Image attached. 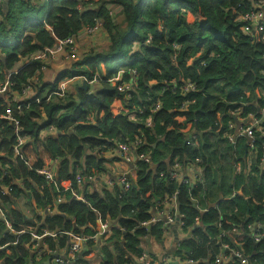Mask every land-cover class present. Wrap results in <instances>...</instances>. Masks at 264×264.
Wrapping results in <instances>:
<instances>
[{
  "label": "trees",
  "instance_id": "16d2710c",
  "mask_svg": "<svg viewBox=\"0 0 264 264\" xmlns=\"http://www.w3.org/2000/svg\"><path fill=\"white\" fill-rule=\"evenodd\" d=\"M253 1L100 0L93 5L88 0H8L6 6L0 7V80L3 81L28 54L52 47L58 39L77 34L96 19L104 21L109 38V46L101 47L103 50L90 48L82 58L64 68L54 82L44 83L41 74L37 89L38 96L44 99L42 103L18 112L20 102H11V111L22 127L21 134L31 137L24 150L34 161L33 167L57 161V181L63 188L64 182L75 184L79 169L85 177L103 173L104 154L115 151L119 143L140 141L138 153L149 156L148 160L137 163L133 180L136 186L123 190L115 185L113 191L105 188L102 194L86 193L88 203L70 198L67 193L66 201L56 203L59 193L44 176L22 160L13 165L8 159H0L2 167L9 165L6 176L0 169L3 184L10 183L12 178L25 179L24 187L14 186L12 197H4L16 227L20 230L28 224L14 203L21 196L32 199L35 208L55 210L40 217L42 229L89 234V227H97L99 214L126 230L114 227V239L110 242L115 253L104 246L102 264H125L129 254L142 255L138 248L140 236L164 237L161 224L150 229L139 225L152 217L151 205L156 198L163 200L179 191L185 228L192 235L181 243L176 255L192 259L195 264H210L220 251L215 239L220 232L216 226L220 220L224 227L252 219L264 221V177L263 180L238 179V195L220 204L219 210L202 212L191 200L192 194L206 196L215 187L211 166L213 145L217 137L226 138L233 132L229 128L233 121L231 112L241 108L243 117L251 113L261 116L264 107V40L258 35L254 38L244 34V24L238 19L254 9ZM110 5L120 8L121 22L111 15ZM174 44L181 49H176ZM40 67L41 62L35 61L12 74L11 93L20 94ZM122 68L138 71L136 91L119 93L112 83L101 82L92 93L79 88L64 98L45 100L64 77L98 72L107 79ZM130 77L131 73L124 75L126 81ZM173 80L177 84H172ZM183 80L195 84L197 90L183 96ZM158 99L162 108L151 113L149 107ZM189 99H195L196 103L187 110L181 109V104ZM7 105L0 107V111L5 112ZM140 108H145L143 114ZM148 121L153 126H147ZM50 126L57 129V134L40 138V131ZM191 133L198 134L199 148L187 144ZM15 141L14 125L1 120L0 154L12 155ZM196 157H202L206 166L204 185L190 189L161 176L176 159L187 163ZM226 188L223 185L224 192ZM204 200L205 197H199L198 206L202 207ZM197 218L201 223L196 225ZM3 228L0 223L2 242L14 241L15 236L4 235ZM54 239L46 240L52 249L70 242L65 234L57 236L58 242ZM30 240L29 234H23L20 243L12 247L6 264H24L27 248L32 246ZM243 245L252 264H264V242L257 245L248 237ZM0 257H3L1 253ZM81 261L77 259L74 264Z\"/></svg>",
  "mask_w": 264,
  "mask_h": 264
},
{
  "label": "built area",
  "instance_id": "2783aa9c",
  "mask_svg": "<svg viewBox=\"0 0 264 264\" xmlns=\"http://www.w3.org/2000/svg\"><path fill=\"white\" fill-rule=\"evenodd\" d=\"M5 5V0H0V7ZM254 9L251 11L242 14L239 16V21H241L244 26L242 27V31L244 34L249 35L251 37L261 36L262 40H264V0L253 1ZM113 11V10H112ZM110 12L113 15V12ZM101 37H106L107 41L108 35L104 28V21L101 19H96L95 23L84 26L77 34L70 35L64 39H58V41L52 47H46L42 50L36 51L34 53L28 54L26 57L22 58V62L19 63L16 70L11 71L7 77V80L4 84L0 85V98H3V101L0 100V107L6 106V111H0V122L1 120L10 121L15 128V137L16 141L12 145V155H8L6 153L0 154V159H8L11 164L15 165L17 160H22L30 167L31 170L36 173L44 176L51 184H53L59 195L56 199V203H60L62 201H66V193L70 195V198L81 200L83 202L88 203L86 198V193H92L95 191L102 192L107 187L101 189H90L84 190L85 185L88 183H95V181L100 180L98 175L92 177H85L82 175L80 169L77 171V176L75 180V184L71 181L64 182V187L60 188L58 185V163L57 161H49L45 162V165L39 168L33 167V162L24 148L31 141V137L28 135L21 134V124L18 118L14 116L11 111V102H20L17 106L18 112H21L23 109H30L33 104H40L44 101L42 97L38 96V86L41 84L40 75H44L48 67V63L52 61L59 62L61 64L71 65L73 62L77 61L81 56V53L84 54L90 49L89 42H98ZM86 41L88 45L85 44ZM148 43L151 42V39L147 40ZM94 45V43H92ZM175 48L180 50L181 46L174 44ZM94 47V46H93ZM84 56V55H83ZM82 56V57H83ZM176 56H174L175 59ZM81 58V57H80ZM79 58V59H80ZM40 61L41 67L36 70L37 72L28 80V83L23 87L22 92L20 94H12L11 90V80L10 77L12 74L17 73L19 70L24 68L26 65ZM69 65V66H70ZM68 66H65V68ZM126 73H131V77L128 81L125 80L124 75ZM138 78L139 74L136 69H119L115 75L104 79L98 72L90 74H80V75H71L62 78L57 88L52 91L47 97L46 101H51L58 98H64L69 93H71L72 85H82L86 83L88 85V92L92 93L96 87L101 82L112 83L115 85L117 91L119 93H132L136 91L138 86ZM177 80H173L172 84H177ZM38 85V86H37ZM196 85L188 80L181 81V91L182 95L185 96L190 92L196 91ZM130 95V94H128ZM131 95L128 97L130 98ZM264 100V95H263ZM22 102V103H21ZM196 103V100H186L181 104V109L187 110L189 107ZM242 107L245 104H241ZM162 108V102L160 99L154 101L150 107L149 111L151 113H156ZM140 114H143L144 109L140 108ZM233 117V121L229 123V128L233 130L232 133L227 134V138L236 143L239 139H246L248 148L251 151V161L255 163L258 169L264 172V145L260 150L258 149V139L264 137V107L261 110V116H257L256 114H249L243 117V109L239 108L235 111L231 112ZM242 121L241 124H238L237 121ZM147 126L151 127L153 124L151 121L146 123ZM57 134V129L54 126L47 127L40 131V138H45L48 135ZM258 143V144H257ZM187 144L192 145L196 148L200 147V143L198 141V134L191 133L187 139ZM141 145L140 141H135L134 143H119L116 145V150L113 152L105 153L104 155H110L114 157V161L119 163L120 165L116 166V175H109L105 180V185L114 188L115 185L120 186L123 190H129L133 186L134 182V174L137 163L141 160H148L149 156L145 153H138L137 147ZM28 156V157H27ZM202 157H196L194 160H191L187 163H182L179 160H175L173 165L170 167L168 172H162L161 176H167L173 181L182 183L183 185L188 186L190 189L195 188L199 185L205 184V173L206 166L202 164ZM12 167V166H11ZM9 165L4 167L1 166L0 160V169L3 170L4 175H7V169ZM237 172H240V168L238 167ZM12 181L8 184L4 183V177L0 176V223L4 225L3 233L13 234L15 236L14 241H6L2 242L3 237H0V253L11 251L12 247L17 246L20 243V237L23 234L30 235V243L32 248L34 249V256L38 255L42 257L40 261L43 260L44 257L49 256L53 258V264H74V262L78 259L79 253L82 251L84 246L91 251L92 253L98 254V263L102 264L104 261V255L101 249L104 246H107L113 253H115V247L113 246V242H110L111 239H114V227L119 229L120 231H126L121 225L116 224L115 222L108 219H102L98 214L97 220V229L92 234H84V233H74L71 231H52L47 229H42L41 222L39 221L42 217L43 212L46 211L54 213L55 210L47 208L46 210L35 208L33 205V201L28 202L34 207L35 213L32 216L26 214L19 202L22 203L25 200L24 196H21L16 199V204L19 209L22 210L26 219L28 220V224L23 225L19 230L14 224V219L12 218L8 205L5 202V198L12 197L14 186L24 187L25 179L24 178H12ZM179 191L174 192L171 196H166L163 200L156 198L154 200V205H151L152 217L149 220L143 221L139 226L141 227H152L158 224L163 225L164 234L168 231L172 226H175L179 232L185 233L184 237L187 235L188 230L185 228V215L180 210ZM191 195V200L200 210L202 211V207L198 206L199 197ZM156 204V205H155ZM96 211V210H95ZM97 212V211H96ZM98 213V212H97ZM38 217V218H37ZM30 220H34L30 222ZM200 219L197 218L195 223L198 224ZM248 222V223H247ZM246 223L232 224L231 227H224L223 222L220 221L218 227L220 228L219 234L215 237L218 241L221 237H223V242L219 244L220 251L217 255L212 259L207 260L211 264H233L235 262H240L241 264H252L250 255H247L244 249L243 242L246 238H251L253 241L259 245L264 242V221L258 219H252V221H247ZM191 231H189L190 234ZM68 235L70 238L69 245L65 248L66 252L61 254L57 248H50L46 243V240L50 237L57 238L58 235ZM188 234V235H189ZM180 237V236H179ZM181 238H183L181 236ZM91 241V242H90ZM92 245H90V243ZM46 243V244H45ZM90 245V246H89ZM37 248V249H36ZM32 249V250H33ZM7 253V252H6ZM10 254V253H9ZM7 254V256H9ZM10 254V255H11ZM140 261L144 264H150V260L146 254L141 255ZM128 257V256H127ZM168 264H195L196 262L192 259H187L180 257L178 255H172L167 258ZM0 264H6L5 261L0 260Z\"/></svg>",
  "mask_w": 264,
  "mask_h": 264
},
{
  "label": "crops",
  "instance_id": "0c3cea01",
  "mask_svg": "<svg viewBox=\"0 0 264 264\" xmlns=\"http://www.w3.org/2000/svg\"><path fill=\"white\" fill-rule=\"evenodd\" d=\"M8 2V0H5V5ZM119 8V7H118ZM119 15V16H117ZM118 22H121L123 20V15L120 14V9H118V12H116V17H114ZM48 67L46 71L44 72V83H52L56 79L57 75L62 71L63 64L52 61L47 64ZM7 80V78H6ZM6 80H0V85L4 84ZM83 85V84H82ZM81 85H72L71 91L75 92L77 89L80 88ZM87 91V90H86ZM242 122V121H241ZM241 122L238 120L237 123L241 124ZM262 141H258V149H262L264 145V137H261ZM214 146V154L212 156V152H210V155L213 157V161H211V166L213 170V176H214V189H209V194L204 196L203 194H199L198 196L201 199H204V204L202 207V212H207L210 209L217 208L219 210L220 204H222L225 201H228L229 199L234 198L236 195H238L239 191L236 189V183L238 182V179L240 178H255L258 180H263L264 172L260 171L258 167L255 165V163H252L251 161V151L247 147V141L246 139H239L236 143L231 142L227 137L221 138L217 137L215 140ZM106 162L104 163V169L105 171L101 174H97L100 178V180L95 181V183H88L85 185L84 190L87 188L88 190L90 187L93 189H101L105 186L106 189L113 191L114 188L109 187L108 185H105V180L109 175L115 176L116 175V166L120 165L119 163H116L114 161V157H111L110 155H106ZM238 167L240 168V172H237ZM156 169V168H154ZM228 179V181H227ZM223 185H225L227 188L225 189V192L223 191ZM232 187V188H231ZM86 189V190H87ZM28 200H31L27 196H24ZM14 203L16 204V200H14ZM154 203V201H153ZM20 204V202H19ZM154 205V204H153ZM156 205V204H155ZM207 207V208H206ZM51 213V212H50ZM49 214V213H48ZM52 214V213H51ZM46 212L42 214V218L46 216ZM40 218V217H39ZM40 221V220H39ZM221 221V220H220ZM42 223V222H41ZM201 221L198 223L200 224ZM219 222L216 224L218 227ZM197 225V224H196ZM153 227V226H152ZM151 227V228H152ZM88 228L87 226L83 229ZM91 228L90 233L92 234L96 228ZM84 231V230H83ZM185 233L179 232L175 226H172L168 231L165 232L164 237L161 238L154 237L150 234L146 236H140L139 237V249L143 254H146L148 256V259L150 260V264H168L167 258L169 256L177 254L178 249L181 247V243L188 241V239H191V232L190 236L187 235L184 237ZM180 236V237H179ZM181 236L183 238H181ZM223 237H221L218 241V245L223 242ZM58 242V239L55 238ZM123 243L124 241L121 240ZM46 244V243H45ZM60 247L56 246L57 250L60 251L61 254H64L66 251L65 248L67 246ZM92 245V244H90ZM89 245V246H90ZM32 246L28 247V256L24 258V264H42L44 262H47L49 264H53V258L49 257L52 255H49L48 257H44L42 261V257H39L38 255L34 256L36 252H34V249L32 250ZM37 249V248H36ZM89 251L85 246L82 249V251L78 255V259L82 260L79 264H96L98 263V254L92 253ZM7 252V253H6ZM2 252L1 254L3 257H0V260H3L6 262V258L8 257L7 254H11V251ZM9 254V256H11ZM129 261L125 264H144L140 261L141 255L136 254H129L128 255ZM159 257L162 258V260L159 259ZM186 258V257H183ZM211 264V263H210Z\"/></svg>",
  "mask_w": 264,
  "mask_h": 264
},
{
  "label": "rangeland",
  "instance_id": "374dc122",
  "mask_svg": "<svg viewBox=\"0 0 264 264\" xmlns=\"http://www.w3.org/2000/svg\"><path fill=\"white\" fill-rule=\"evenodd\" d=\"M88 1H91V2H93L92 4L93 5H96L100 0H88ZM110 8L113 10L112 12H113V17H116V12H118V9H120V8H116V7H114V6H112V5H110ZM117 16H119V15H117ZM109 39V38H108ZM88 42L89 41H86L85 42V44L86 45H88ZM92 43H94V45H92ZM89 45H91L90 46V48H92L93 46L94 47H98V49H100V50H103L101 47H107V46H109V40L107 41V39H106V37L104 38V37H101L100 38V41H98V42H89ZM84 55V52L83 53H81V58H82V56ZM79 57V58H80ZM78 58V59H79ZM67 64V63H66ZM66 64H63V67L65 68V66H69V65H66ZM64 68H62V70L64 69ZM122 69H124V68H122ZM44 76V75H43ZM227 181H228V179H227ZM30 202H31V200H30ZM30 202H28V199L27 198H25V200L22 202V203H20L19 205L21 206V208L23 209V211L26 213V214H28V215H30V216H32L33 217V215H34V213H35V210H34V207L31 205V203ZM38 218V217H37ZM34 220H30V222H33ZM262 244V243H261Z\"/></svg>",
  "mask_w": 264,
  "mask_h": 264
},
{
  "label": "water",
  "instance_id": "95a60500",
  "mask_svg": "<svg viewBox=\"0 0 264 264\" xmlns=\"http://www.w3.org/2000/svg\"><path fill=\"white\" fill-rule=\"evenodd\" d=\"M80 88L83 89V90H88V85H87L86 83H84L83 85L80 86ZM258 141H262V138H259ZM134 186H136L135 183H134ZM48 213H49V212L46 211V214H47V215H48ZM147 228L150 229L151 227L149 226V227H147ZM191 235H192V232H191ZM189 236H190V234H189ZM190 237H191V236H190ZM159 259L162 260L161 257H159ZM42 264H49V263H48V261H47V262H44V263H42Z\"/></svg>",
  "mask_w": 264,
  "mask_h": 264
}]
</instances>
